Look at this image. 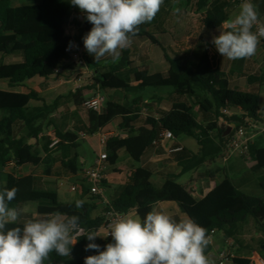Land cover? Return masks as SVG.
I'll list each match as a JSON object with an SVG mask.
<instances>
[{
    "label": "trees",
    "instance_id": "trees-1",
    "mask_svg": "<svg viewBox=\"0 0 264 264\" xmlns=\"http://www.w3.org/2000/svg\"><path fill=\"white\" fill-rule=\"evenodd\" d=\"M223 1L225 0H188V4L196 3V12L191 14L201 18V30L205 35L197 36L188 45L189 50L178 49L179 52L175 53L177 49H174L173 56L164 55L168 72L152 75L149 65L141 61L146 54L139 45L133 43L122 50L118 62H113L109 56L95 62L83 43V37L93 25L68 0H0V83L5 82L9 88L17 89L28 81L41 78L46 67H50L55 75L58 73V78L68 79L67 76L73 71H82L83 67L90 70L89 67L93 66L97 70H90V81L94 83L96 91L102 94L106 92L107 99L101 115L87 112L88 127L83 126L77 114L72 116V132L68 129V119L64 120L60 128L50 120L58 107L71 101L70 97L59 98L52 106L42 102L43 107L37 110L31 107L33 103L41 102L36 93L20 95L0 92V190L17 187L19 191L9 206L18 209L29 206V211L22 213L18 223L8 227L22 226L25 219H36L60 212L79 215L81 227L86 230L95 229L98 235L106 236L109 225L118 214L121 217L129 216L147 203L171 202L178 205L181 214L187 219L191 218L205 227L208 236L212 233L221 236L223 249L233 247L238 249V255H242L244 246L240 240L251 221L259 224V216L264 215V198L238 190L229 179L224 181L219 190L216 206L205 200L194 207L181 203L185 192L175 179L167 180L163 189L155 193L153 200H145L144 206L140 207L139 199L142 194L153 191L151 187L139 184L146 180L145 172L131 174L121 194L111 198V203L105 195H91L89 186L85 182H78L75 185L78 189L75 201H84L81 209H76L75 202L69 206L62 205L58 195V182H50L52 177L80 178L83 168L78 160L77 149L82 140L100 135L101 131L114 122L118 123L125 138L118 136L106 139L102 148L107 154L110 167L117 164L122 152L137 164L154 152L160 153L161 136L171 133L174 139L183 136L195 139L199 147L197 154L186 150H176L178 152L173 153H183L185 159L181 162V168L184 176L197 173L208 161H219L233 137V134L226 136L228 127H246L249 122L254 127H264L260 98L258 94L252 93L255 89L248 94L233 91L232 75L222 72L211 57L210 35L220 34L218 29L226 24L231 7ZM178 3L180 0H164L155 18L141 25L139 33L132 40H146L165 54L163 45L156 37L161 32L159 27H163V22L170 18ZM73 16L77 17L73 20L77 31L75 37L68 33ZM70 42L77 47L79 63L76 65L71 64L68 55L72 48H69ZM17 56L22 63L6 64L9 58ZM102 63L118 64L102 68ZM247 78L250 87L263 86L264 70ZM152 90H171V93L166 100L163 95H150L149 91ZM116 94L122 96L121 102L115 99ZM165 102L171 105L170 111L159 109ZM157 105L158 108H154ZM233 109L239 113H232L229 118L222 115V110L232 112ZM196 114L201 116V121L196 119ZM52 127L56 128L54 140L58 141L53 148V140L45 137L43 132V129L49 130ZM143 131H148V134L144 135ZM262 140L263 137L257 138L251 156L254 163L251 172L256 176L264 193V145L259 143ZM40 143H46L42 151L38 149ZM59 151L62 156L53 158L52 154ZM72 152L74 155L68 160ZM239 160L248 162L246 159ZM57 164L59 169L54 170L53 165ZM9 165L16 169L33 168L34 172L29 177L20 178L15 171L8 170ZM56 172L60 176H55ZM103 186L104 180L102 191ZM105 202H108V206L104 205ZM100 209L101 215L94 218V213ZM94 242L103 251L113 240L98 236ZM88 243L85 237H81L72 247L70 257H61L53 251L44 264H84L85 257L98 254L96 250L85 251ZM213 252L214 247L209 245L206 254L211 256ZM257 253L264 258V243L261 251ZM235 264L250 263L240 259Z\"/></svg>",
    "mask_w": 264,
    "mask_h": 264
},
{
    "label": "clouds",
    "instance_id": "clouds-1",
    "mask_svg": "<svg viewBox=\"0 0 264 264\" xmlns=\"http://www.w3.org/2000/svg\"><path fill=\"white\" fill-rule=\"evenodd\" d=\"M68 2L78 7L93 25L83 37V43L95 62L105 56L118 62L122 50L131 46L140 26L151 22L164 4V0ZM239 9L211 40L216 51L231 61L254 56L264 38V21L260 20L252 0H243ZM175 11L179 13L180 9ZM18 191L17 187L0 190V264H44L53 251L61 257H70L72 247L81 237L89 241L85 251L98 253L85 257L84 264H214V259L206 254L210 237L205 227L191 218L178 221L156 208L143 220L118 214L106 236L98 235L95 229L81 227L79 215L60 212L25 219L22 226L8 227L16 225L22 215V210L9 206ZM83 204V200H76V209H81ZM109 234L113 242L100 251L95 239Z\"/></svg>",
    "mask_w": 264,
    "mask_h": 264
},
{
    "label": "crops",
    "instance_id": "crops-1",
    "mask_svg": "<svg viewBox=\"0 0 264 264\" xmlns=\"http://www.w3.org/2000/svg\"><path fill=\"white\" fill-rule=\"evenodd\" d=\"M212 1H216V0H212ZM223 2L231 6L228 11L229 14L233 8L239 7V5L243 1L238 0L237 1L238 4H236V0H225ZM177 8L180 9L179 13H176L175 11ZM192 12H196V3L193 2L192 4H188V0H180V3H178V5L175 7L170 18L167 21L163 22L162 28L161 26L159 27L161 29V32L160 35L157 36L156 38L158 39L160 44L163 45L165 54L160 50L159 52L154 53L155 51H157L156 50L157 48L154 47L153 49V45H151V43H149L146 40H142V39L133 40L132 43L139 45V48L142 49L143 52L146 54L141 58V61L145 62V65L147 64L149 65L151 72L150 74L152 75L157 74L155 72H157L158 69L159 70L162 69L160 71L162 72V74H166L168 72V65L164 61V55L173 56L174 49H177V52L175 53H178L179 52L178 49L181 50L185 48L184 45H186L185 43L186 41L183 40V37L187 36V31L189 32L190 35L197 32L196 37L197 35L198 37L201 35H205L203 30H201V25H200L201 18L199 16L192 15L191 14ZM175 14L177 16L176 18H174ZM213 36L214 34L210 35L211 40ZM180 38L183 40V42L180 41ZM262 45L263 44L261 41L258 48L261 50L262 56H257L260 59L258 60L254 59V56H252L251 58L248 59H239V60L231 61L227 57L223 58L216 51L215 47L211 43L212 46L211 57L214 60L216 66H220L222 72L232 75L231 89L233 91L248 94L253 90L250 89L247 77L255 76L260 71L264 70V46ZM18 50H21V48H18ZM11 58H14L17 61V63L11 62L8 59L7 60L8 62L6 64L16 65L22 63L21 58L18 56ZM140 63L141 62L139 61L138 64ZM104 64L111 65V63H102L101 64L102 68H104L103 66ZM114 64L117 65L118 63H114ZM82 69H83L82 71L78 70L70 73L67 76L68 79H65L66 80L65 82L60 81L59 80L60 78L56 77L54 71L52 70L47 71L39 79L24 83L20 88L17 89H11L8 87L7 83L3 82L0 84L5 85L7 87V90L0 92L20 94V95H30L31 93H36L39 96L41 102L33 103L31 107L37 110L41 109L44 104H46L47 106H52L55 103V101L58 100L59 98L70 97L71 101L65 105H61L63 106L62 109H60L61 106L58 107L56 112H58L59 114H63V117L65 119H68V129L69 131L73 132L74 123L72 122V116L77 114L79 116L78 120H80L83 123V126L88 127L89 119H88L87 111L83 107L84 102L91 98H94L97 94L102 95L101 92L96 91L94 89L93 87L94 83L90 81L91 78L90 76L92 75V72L84 67ZM52 78H56V79L58 78V82L57 81L52 82L51 81ZM80 79L83 80L85 83L83 89L79 92L78 95H76L77 94L76 83ZM64 85H68V87L66 88L68 91L66 94L62 95L61 93L65 91ZM71 86L72 89L70 90ZM168 96H169L168 92L163 94V98L166 100L168 99ZM114 97L118 102L122 101L121 95L116 94ZM155 104H157L156 101ZM154 108H158V105ZM171 108H172L171 105L167 104L166 102L165 104L162 103L159 106L160 110H165V111H170ZM118 126H119L118 123L114 122L109 126H107L103 131H101L100 135H97L100 137L99 147L101 146V141L103 139H110L118 136H122V138H125L124 134L120 131ZM251 130L253 131V133H256L257 131L255 128ZM143 132L144 135L148 134V131H143ZM259 137H263V140L259 142L260 145L263 146L264 135H261ZM50 138L52 140L55 139L53 136H50ZM39 146H40V150L42 151L44 148L41 146V143L39 144ZM159 147H160L159 149L160 153L154 152L150 154L147 158H144L139 164L134 163L124 152L120 153L119 161L117 162V164L114 167H110L108 165V169L104 176L103 191L105 198H107V200L110 201L111 198L117 197L119 194H121L124 186L127 183L128 177L135 172H138L140 174L145 172L147 174V178L144 181H140L139 184L142 186L151 187L153 190L152 192H145L144 194H142V196L139 199V203L141 205L140 207L144 206L145 200L149 202L152 201L155 193H159L163 189L167 180L175 179L177 180L178 183L181 179H183L186 175L184 176L182 174L183 169L181 168V162L185 158L183 156V153L180 154H173V153L178 152L176 150L187 151L186 147L183 145L182 142L179 143L177 139H174L172 141H164L159 144ZM99 151L96 157L94 158L93 162L91 163V165H89L84 159L80 160L78 156L79 163L81 161L80 165L83 168L82 171L89 170L93 167L94 162L97 160L99 156ZM52 155L53 158H57L59 156H62V152L59 151ZM73 155L74 153L72 152L67 159L68 160L72 159ZM234 159H231L226 164L218 160L208 161L203 167V169H201L197 173H194L196 175V179L193 180L191 179L187 187L181 186V188H183L185 192L184 196L181 199V203L189 207H194L198 203L205 200L208 201L211 205L215 204L214 202L215 200L217 201L219 190L226 179L232 181L233 184L236 186V188H238V190L242 192L249 191L248 186L250 179L248 177L246 179L245 176H247L248 172H251L254 163L252 160H248V162H243L238 158H234ZM53 167L54 170L55 169L58 170L59 164H57L56 166L53 165ZM8 170L13 172L15 171L17 176L20 178L29 177L34 172L33 168L16 169L13 165H9ZM55 176H60V173L56 172ZM52 178L53 179H51L50 182L52 183L58 182V186H59V182L68 181L73 177L64 178L61 176V177H52ZM262 178H264V174ZM76 179L80 180L79 177H77ZM200 181L204 182V188L199 187ZM153 208H156L157 210H163L166 214L173 216L178 221L187 219L185 216L181 214L178 205L171 202L156 203V204L147 203V205L145 204L144 207L130 213L129 216L143 220L146 214L150 212ZM220 250H222V248L215 243L214 251L216 252V255H211V257L214 259V264H216Z\"/></svg>",
    "mask_w": 264,
    "mask_h": 264
},
{
    "label": "rangeland",
    "instance_id": "rangeland-1",
    "mask_svg": "<svg viewBox=\"0 0 264 264\" xmlns=\"http://www.w3.org/2000/svg\"><path fill=\"white\" fill-rule=\"evenodd\" d=\"M252 2L257 6V9H258V11L260 13V17L259 18L261 19V21H264L263 20L264 19V0H254ZM239 10H240L239 7L233 8L231 10V12L228 14L227 21L230 20L231 18H234L235 15L238 14ZM176 17L177 16L175 14L174 18H176ZM196 33L197 32H195V33L190 35L189 32L187 31V36L183 37V39L185 41H187V44H186V47H185L184 50H186V49L189 50V48H188L189 46L188 45H190L196 39ZM180 41L183 42V40L181 38H180ZM153 49H154V47H153ZM156 50L157 51H155L154 53L159 52V49H156ZM257 56H262V52H261V50L259 48H257L256 54L254 55V59H257V60L260 59ZM9 61L17 63V61L14 58H9ZM113 65L116 66V64H111V65L104 64L103 66L105 68H109L110 66H113ZM89 69L91 71L95 72V70H97V67H93L92 66V67H89ZM50 70H51L50 67H46L45 71H44V74L47 71H50ZM161 70L158 69L157 72H155V71L154 72L157 73V74H162V72H160ZM59 80L63 81V82L66 81L65 79H59ZM51 81L52 82H55V81L58 82V78L57 79L56 78H52ZM67 83H69V82H67ZM64 86H65V88H64L65 91L63 93H61L62 95L66 94L67 91H68L66 89L68 87V85H64ZM71 89H72V86L70 87V90ZM250 89H255V90H253L252 93L258 94V96L260 98V104L259 105H260V110H261V119L264 122V85L263 86L254 85L253 87H250ZM5 90H7V87L5 85H3V84H0V91H5ZM149 92H151L150 95L162 96L163 94H165L167 92L171 93V90H166L164 92H156V91L152 90V91H149ZM76 93H77L76 95L79 94V92H76ZM105 93L103 92L102 95H105ZM62 107L63 106H61L60 109H62ZM64 119L65 118L63 117V114H59L58 112H56L50 118V120L58 128H60L61 124L64 123ZM196 119L199 121L201 119V116L196 114ZM55 130H56V128H53V127L51 129H49V130L43 129V132H45V137H50V136L55 137V135H54L55 134ZM104 134H105V131H104ZM231 134H232V131H231ZM177 141L179 143L182 142L183 145L186 147L187 151H189V152H191L193 154H197L199 152V147H198V144H197L195 139H191V138H187V137L183 136V137H180L179 139H177ZM99 143H100V137L99 136L89 137V138H87L85 140V142L82 140V143L80 144V147L77 149V153H78V156H79L80 160L84 159L89 165H91V163L93 162L94 158L96 157V155L98 154V151L100 149V147H99L100 144ZM45 145H46V143H41V146L43 148H45ZM38 149L40 150V147ZM80 163H81V161H80ZM247 177L250 179L249 180V186H248L249 187V191L248 192H250L253 196H259L260 195V196H263V198H264V193L262 192L263 190L260 188V184H259V181L256 179V176L252 172H248L247 176H245V178L247 179ZM257 177L259 178L258 175H257ZM191 179L192 180L196 179V175L195 174L186 175L178 183H179L180 187L181 186L182 187H187V185L190 183ZM78 182H80V180L76 179L75 177L71 178L68 181L59 182L58 195H59L60 203L62 205L69 206V205H72L74 203V201L76 199V194L72 193V188L76 184H78ZM217 202H218V198H217V201L215 200L214 206L217 205ZM20 210H22V213L27 212L29 210V206H22ZM101 212H102L101 209L98 210L96 213H94L93 217L94 218L99 217L101 215ZM258 222H259V224H255V222L251 221L250 222V226L245 230L244 236L240 240V242L244 246V250L241 253L242 256H244V257H247L251 253V251H257V252L261 251V245L264 243V215H260L259 216ZM222 241L223 240H222L221 236L217 235V236L214 237V242L218 246H220L221 248L223 246L222 245ZM212 255H216V252L214 251Z\"/></svg>",
    "mask_w": 264,
    "mask_h": 264
},
{
    "label": "built area",
    "instance_id": "built-area-1",
    "mask_svg": "<svg viewBox=\"0 0 264 264\" xmlns=\"http://www.w3.org/2000/svg\"><path fill=\"white\" fill-rule=\"evenodd\" d=\"M77 19L76 16L72 18V24L69 25L68 33L71 37L77 36V31L73 25V20ZM262 43H264V38H261ZM77 47L73 45V47L68 51V55L71 58V64H78L79 57L76 53ZM58 73H56L57 75ZM83 80H78L76 83V92H80L84 86ZM107 99L105 96L101 94H97L94 98H91L85 101L83 107L84 109L96 115H101L102 111L106 105ZM232 112L229 110H222V115L224 117H230ZM225 127H228L226 122L223 123ZM228 128H232L233 137L231 139V143L227 148V151L221 155L219 161L226 164L231 159L238 158V159H246L251 160V156L253 151L256 147V141L259 136L264 135V127H254L252 123L247 124L246 127H236L232 125ZM255 128L257 131L253 133L251 129ZM83 139H86L85 136H82ZM174 137L171 133H164L161 136L160 143L164 141H172ZM106 139L101 141L99 156L97 160L94 162L93 167L89 170H84L82 175L80 176V182H85L91 191V195L93 196H104V192L101 189L102 182L104 180V176L108 169V158L106 152L103 150V145L105 144ZM159 143V144H160ZM58 144L57 140L53 139V144L51 148L55 147ZM254 167V166H253ZM252 167V168H253ZM263 176V175H262ZM199 187L204 188V182H199ZM78 191L77 187L72 188V193L76 194ZM105 206H108V202L104 203ZM117 217L112 220L114 222ZM111 222V223H112ZM111 224L108 227V231L110 230ZM215 234L212 233L210 237V246L215 245L214 242ZM107 238H112L109 234ZM244 259L248 261L250 264H264V258H262L257 252H251L247 257H243L242 255H238L236 249L233 247H229L227 249H222L219 251L218 258L216 264H235L237 260Z\"/></svg>",
    "mask_w": 264,
    "mask_h": 264
},
{
    "label": "water",
    "instance_id": "water-1",
    "mask_svg": "<svg viewBox=\"0 0 264 264\" xmlns=\"http://www.w3.org/2000/svg\"><path fill=\"white\" fill-rule=\"evenodd\" d=\"M232 113H233V114H238L239 112H238L237 110L233 109V110H232ZM231 131H232V129L229 128L228 131H227V133H226V136H229V135L231 134Z\"/></svg>",
    "mask_w": 264,
    "mask_h": 264
}]
</instances>
